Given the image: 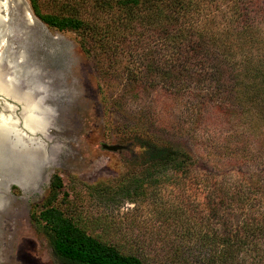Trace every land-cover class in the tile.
<instances>
[{
  "label": "rangeland",
  "instance_id": "rangeland-1",
  "mask_svg": "<svg viewBox=\"0 0 264 264\" xmlns=\"http://www.w3.org/2000/svg\"><path fill=\"white\" fill-rule=\"evenodd\" d=\"M64 1L42 0L41 10L57 11ZM5 2L1 50L11 61L2 64L21 94L0 91L9 97L0 96V111L13 110L25 141L0 160V264H71L33 215L53 206L87 234L151 264L195 257L221 264L226 235L238 241L233 235L243 234V221L264 219V121L197 111L187 95L139 84L131 75L139 58L127 44L116 53L92 40L84 47L78 31L49 27L30 0ZM195 15L228 39L222 46L238 47L241 26L264 29V0H208ZM22 93L40 99L43 129L29 127L34 109L25 111ZM149 141L186 151L189 169L148 166L142 144ZM54 175L61 177L57 191ZM233 239L230 264H264L262 242Z\"/></svg>",
  "mask_w": 264,
  "mask_h": 264
},
{
  "label": "trees",
  "instance_id": "trees-1",
  "mask_svg": "<svg viewBox=\"0 0 264 264\" xmlns=\"http://www.w3.org/2000/svg\"><path fill=\"white\" fill-rule=\"evenodd\" d=\"M207 1L66 0L57 11L43 13L42 0H30L36 15L49 27L78 31L84 47L92 40L105 53H116L127 44L131 55L139 58V70L131 71V75L137 74L139 84L170 89L180 97L187 95V101L200 112L219 110L227 117L231 113L245 114L250 124L257 118L264 121V29L241 26L236 33L243 43L238 47L222 46L229 44L228 39L204 29L195 15ZM107 67H115L113 57ZM142 145L148 166L189 169L191 156L186 151L152 141ZM137 183L129 185L128 192L137 190ZM61 186V177L54 175L52 190ZM231 200L236 201V197ZM33 215L40 223L45 222L53 245L71 264H151L139 254L123 252L87 234L55 206ZM259 215L264 216V212ZM225 224L230 227L228 222ZM242 229V235L241 229L233 235L238 241L232 238L238 245L239 240L249 244L245 242L248 236L255 237L256 244H264V219L249 218L243 221ZM229 236L225 237L228 244L221 264H230L228 260L235 256ZM209 258V263L198 257L184 260L188 264H218L217 259Z\"/></svg>",
  "mask_w": 264,
  "mask_h": 264
},
{
  "label": "bare ground",
  "instance_id": "bare-ground-1",
  "mask_svg": "<svg viewBox=\"0 0 264 264\" xmlns=\"http://www.w3.org/2000/svg\"><path fill=\"white\" fill-rule=\"evenodd\" d=\"M7 8L8 7L5 0H0V30H2V27H5V21L9 19L8 14L5 11V9ZM4 42L5 38H3V35H1L0 33V91L5 92L7 94H12V92H14V94L20 97L19 95L21 93H18L17 87L13 83L14 77H11L12 75H10L9 71H7L8 69L5 68V66L2 64L3 59L7 62V64H9V61H11V57L3 58L4 55L2 54L1 48L6 44ZM22 95L26 97L27 102L29 103V106H25V111L31 110L30 106L32 110L34 109V113L31 112L30 115L27 117V123H29V127H33V129H43L45 127L46 117L42 111V105L39 102L40 99L36 95L30 93L26 95L25 93H22ZM13 114L14 112L10 107H6L4 111H0V160L1 156L5 153L8 154L10 158H12L14 156L13 152H15V145L22 144L21 142L25 141V139L21 137L24 134H22L21 130L17 127V120L14 119ZM14 138L18 141H16ZM3 171L6 174L5 166L0 163V172ZM11 175H13V173L10 174V176Z\"/></svg>",
  "mask_w": 264,
  "mask_h": 264
},
{
  "label": "water",
  "instance_id": "water-1",
  "mask_svg": "<svg viewBox=\"0 0 264 264\" xmlns=\"http://www.w3.org/2000/svg\"><path fill=\"white\" fill-rule=\"evenodd\" d=\"M0 96H2V98H8L9 99V97H6L5 95H3V93H1L0 92ZM9 103V102H8Z\"/></svg>",
  "mask_w": 264,
  "mask_h": 264
}]
</instances>
